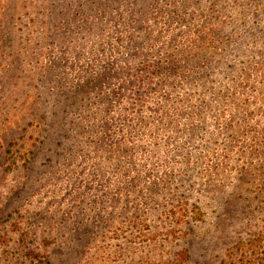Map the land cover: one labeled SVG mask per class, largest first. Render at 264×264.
<instances>
[{
  "label": "rangeland",
  "instance_id": "1",
  "mask_svg": "<svg viewBox=\"0 0 264 264\" xmlns=\"http://www.w3.org/2000/svg\"><path fill=\"white\" fill-rule=\"evenodd\" d=\"M263 218L264 0H0V264H219Z\"/></svg>",
  "mask_w": 264,
  "mask_h": 264
},
{
  "label": "trees",
  "instance_id": "2",
  "mask_svg": "<svg viewBox=\"0 0 264 264\" xmlns=\"http://www.w3.org/2000/svg\"><path fill=\"white\" fill-rule=\"evenodd\" d=\"M15 162V158H11ZM35 261H31L34 264ZM36 264V263H35ZM136 264H181L177 257L167 260L140 259ZM219 264H264V218L259 225L229 247Z\"/></svg>",
  "mask_w": 264,
  "mask_h": 264
}]
</instances>
